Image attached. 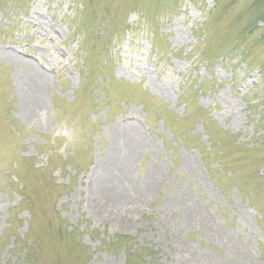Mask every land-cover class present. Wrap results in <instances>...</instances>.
Masks as SVG:
<instances>
[{"label": "rangeland", "instance_id": "1", "mask_svg": "<svg viewBox=\"0 0 264 264\" xmlns=\"http://www.w3.org/2000/svg\"><path fill=\"white\" fill-rule=\"evenodd\" d=\"M264 0H0V264H264Z\"/></svg>", "mask_w": 264, "mask_h": 264}, {"label": "trees", "instance_id": "2", "mask_svg": "<svg viewBox=\"0 0 264 264\" xmlns=\"http://www.w3.org/2000/svg\"><path fill=\"white\" fill-rule=\"evenodd\" d=\"M260 20L264 21V12H263L262 18H260ZM263 25H264V23H263Z\"/></svg>", "mask_w": 264, "mask_h": 264}]
</instances>
